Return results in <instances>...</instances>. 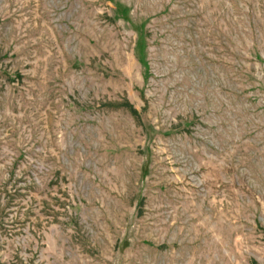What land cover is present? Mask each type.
<instances>
[{"label": "rangeland", "instance_id": "374dc122", "mask_svg": "<svg viewBox=\"0 0 264 264\" xmlns=\"http://www.w3.org/2000/svg\"><path fill=\"white\" fill-rule=\"evenodd\" d=\"M0 264H264V0H0Z\"/></svg>", "mask_w": 264, "mask_h": 264}]
</instances>
